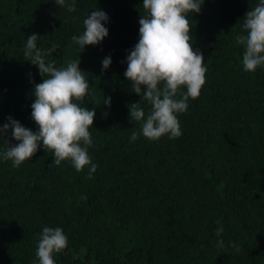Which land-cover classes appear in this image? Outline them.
<instances>
[{"label":"trees","instance_id":"16d2710c","mask_svg":"<svg viewBox=\"0 0 264 264\" xmlns=\"http://www.w3.org/2000/svg\"><path fill=\"white\" fill-rule=\"evenodd\" d=\"M257 3L205 0L190 17L205 85L178 117L182 135L130 142L141 124L130 122L128 106L141 97L124 77L125 60L143 0H77L75 12L54 0H0V125L11 116L34 132L32 81L42 77L23 60L26 39L58 45L49 59L66 66L79 55L72 37L86 15L101 8L109 17L108 37L88 46L79 65L90 84L84 106L96 111L89 155L98 168L89 179L87 168L56 166L42 148L20 167L0 162V264H33L44 226L68 237L56 264H264V68L245 72L236 43ZM106 56L112 64L102 71ZM141 107L147 113L150 105Z\"/></svg>","mask_w":264,"mask_h":264},{"label":"clouds","instance_id":"9594fccd","mask_svg":"<svg viewBox=\"0 0 264 264\" xmlns=\"http://www.w3.org/2000/svg\"><path fill=\"white\" fill-rule=\"evenodd\" d=\"M59 8L68 12L77 10V0H54ZM205 0H143L145 15L138 21V41L126 54L124 77L130 82L132 92L150 105L147 113L139 103L130 104L129 120L140 122L139 131H133L129 140L136 142L143 136L157 141L182 135L179 115L188 111L189 100H195L205 85L204 56L194 50L190 35V17L201 11ZM109 17L101 8L91 11L83 20L84 31L72 37L79 53L66 66L57 67L56 59H49L58 49L53 44L38 46L37 34L26 39L23 60L36 67L42 77L33 83L31 119L38 126L34 132L11 116L0 125V162L11 161L20 167L41 148L51 151L53 163L60 166L67 161L77 171L88 169L91 179L98 168L89 155L93 146L90 129L96 115L95 109L84 106L89 92V76L79 65L80 54L88 46H98L109 35L105 26ZM236 43L243 47L242 65L245 72L264 68V0L247 11L243 18V33L236 36ZM112 64L111 56L102 61V71ZM111 105V97L103 99ZM17 143L11 144L6 139ZM80 199H86L81 196ZM216 246L223 248V225L217 221ZM68 247V237L61 227L44 226L39 234L33 264H56L54 254ZM236 251H239L237 248Z\"/></svg>","mask_w":264,"mask_h":264}]
</instances>
